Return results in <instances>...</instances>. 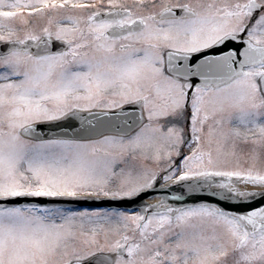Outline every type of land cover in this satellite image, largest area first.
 Here are the masks:
<instances>
[{"label": "snow or ice", "instance_id": "obj_1", "mask_svg": "<svg viewBox=\"0 0 264 264\" xmlns=\"http://www.w3.org/2000/svg\"><path fill=\"white\" fill-rule=\"evenodd\" d=\"M0 264H264V0H0Z\"/></svg>", "mask_w": 264, "mask_h": 264}]
</instances>
